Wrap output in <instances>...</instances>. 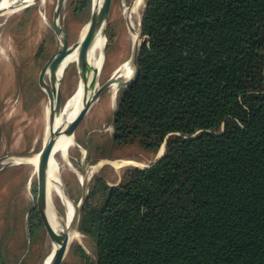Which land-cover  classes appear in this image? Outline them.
<instances>
[{"label":"trees","instance_id":"obj_1","mask_svg":"<svg viewBox=\"0 0 264 264\" xmlns=\"http://www.w3.org/2000/svg\"><path fill=\"white\" fill-rule=\"evenodd\" d=\"M144 36L113 144L166 151L117 185L95 177L90 264H264V0H149Z\"/></svg>","mask_w":264,"mask_h":264},{"label":"rangeland","instance_id":"obj_2","mask_svg":"<svg viewBox=\"0 0 264 264\" xmlns=\"http://www.w3.org/2000/svg\"><path fill=\"white\" fill-rule=\"evenodd\" d=\"M133 1L111 2L98 88L120 67L131 62L136 43L132 41L125 9L130 8ZM93 2L89 0L88 9L80 11V0H47L43 9L37 3L17 13L0 16V159L4 160L0 165V264H44L52 250L54 242L46 226L32 229L29 221V213L38 208L37 172L31 164L13 165L12 162L42 151L46 127L50 121H55L56 112L49 95V91L54 92L55 82L47 73L41 83V73L62 49L65 34L68 46L79 42L82 29L91 21ZM148 2L144 0L140 17L132 21L139 33ZM145 41L146 37L139 35L140 48ZM81 78L79 60L64 69L60 80V112L75 94ZM113 88L92 104L78 126L74 136L78 146L70 151L69 160L65 162L58 157L62 186L76 205L89 194L95 177H102L110 186L117 185L128 169H145L166 151L164 144L157 154L147 153L139 145L115 147L112 144L113 118L120 93L118 91L113 102ZM123 160L133 164L117 169L113 162ZM70 164L82 173L91 166L103 165L89 176L85 188ZM54 203L64 217L65 207L58 199H54ZM80 220L81 213L77 227ZM81 234V241L69 245L62 264H90L96 259L93 242Z\"/></svg>","mask_w":264,"mask_h":264},{"label":"bare ground","instance_id":"obj_3","mask_svg":"<svg viewBox=\"0 0 264 264\" xmlns=\"http://www.w3.org/2000/svg\"><path fill=\"white\" fill-rule=\"evenodd\" d=\"M33 1L34 0H0V11H3V13L0 15H7V14L9 15V14L22 11L23 9L31 5ZM102 3H103V0H94L92 9L96 14L100 13ZM38 4L43 9L46 7L47 0H41V2H39ZM143 5H144V0H136L133 6H131L128 9L124 8L125 14L127 16L126 18L131 24V27H130L131 31L130 30L129 31L130 33L132 32V41L136 44L139 43L140 33L139 31L136 30L137 28L135 29L133 27L132 21L134 18L140 17V11ZM42 19L44 20L43 13H42ZM90 25L91 23L89 22L82 29L80 39H79V44L85 38L90 28ZM60 37L61 36L59 35V38ZM105 41H106L105 35L102 33V31L99 32L91 48V51L89 53L90 64L95 68L102 67L101 64L103 62V54H104L103 51H104ZM79 56H80V47H78L74 51V53L69 55L65 59L63 64L49 71V74H51L52 76L51 78L55 82V88L52 94V99H54V95L56 93L55 90L59 83V80L62 78V73L64 69H67L68 66L71 65L72 63L77 62L79 60ZM120 73H121L120 80L127 81L134 76L135 67L131 66L130 63L129 64L127 63L121 67ZM91 79H92V74L88 75L86 79L84 78L80 79L79 85H78V88L75 94L72 96L68 104L65 106V109L63 112H60L59 111L60 107L56 103H54L55 112H56L54 113H55L56 118L54 122L50 121L46 127L45 135H44V145L50 139H52L54 133H57L58 130L64 131L68 127V125L76 118L78 113L81 111L85 100L90 95V93H88V90H89L88 87L90 85ZM112 87H114L112 101L115 102L117 99V94H118V84L116 83ZM51 110L52 108L49 107L48 111H51ZM56 140L57 141H56L53 153L51 155L49 169L47 172V195H48V208L47 209H48L49 221L51 225L57 232L65 231L66 233H68L69 245H70L73 242L81 241L83 236L78 229L79 226L77 227L78 217L76 215V212L78 210V205H76L72 201V199L69 197V195H67L68 193L65 191V189L62 186V181H61L62 166L59 163L58 157L64 160L65 162L68 161L69 156H70L69 155L70 151L76 148L78 145L73 135L68 136V135H65V133H61L57 137ZM40 158H41V152L31 157L25 158V159L13 160L12 164L18 165V164L23 163L24 161L29 162L34 167V170L36 172V171H39ZM113 164L117 167V169H121L124 166L133 164V163L123 160V161L113 162ZM102 165L100 164L97 166H91L87 168L83 173L78 171L77 169H74L72 164H70L69 167L72 168V171L78 177L80 184L84 186L85 188H87L88 186L87 181H88L89 176H91L93 173L98 172L99 169L102 167ZM37 177H38V174H37ZM54 199L60 200L62 205L65 207L66 214L64 217H62L59 214V212L56 210L57 206H55ZM57 248H58V245L54 243L52 250L48 254L44 264H49L51 262L54 251Z\"/></svg>","mask_w":264,"mask_h":264},{"label":"water","instance_id":"obj_4","mask_svg":"<svg viewBox=\"0 0 264 264\" xmlns=\"http://www.w3.org/2000/svg\"><path fill=\"white\" fill-rule=\"evenodd\" d=\"M135 1L136 0H134L132 2L131 6H133ZM39 2H41V0H34L31 5L37 4ZM111 2H112V0H103L100 13L96 14L93 11L92 18L90 21V23H91L90 28H89L85 38L83 39V41L80 44H79V42H77L72 46H68V39H67V35L65 34V39L63 41L62 49L54 58H52L47 63V65L44 67V69L41 73V77H40L41 83H44V76L47 73H49V71L51 69H54V68L60 66L61 64H63L65 59L69 55L74 53V51L78 47H80L79 64H80V68H81V72H82V78L86 79L88 75L92 74V79H91L90 85L88 87V89H89L88 93H90V95L85 100L81 111L78 113L76 118L68 125V127L64 131L58 130L57 133H54L52 139H50L43 146V149L41 151L39 171H36L38 174V183H39V196H38V208L37 209H38V212L41 216V219H42L44 225L46 226V228L48 230V233H49L51 239L53 240L54 243H56L58 245V248L54 251V254L52 256V260L49 264H62L64 259H65L66 253L68 251V247H69V235H68V233H66L65 231L57 232L53 228V226L51 225V223L49 221V215H48V209H47L48 208L47 172L49 169L51 155L53 153V150H54V147H55V144L57 141L56 139L61 133H65V135H68V136H70V135L75 136V132H76L78 126L80 125V123L82 122L84 117L89 112L92 104L94 102H96L105 92L112 89V86L114 84H116V83L118 84V91H120V90L130 86L131 84H133L139 77L140 70L138 67V61H139L141 44L137 43L134 47L132 59L130 62L131 66L135 67L134 76L127 81L120 80V76H121V73H120L121 67H120L111 76V78L106 81V83H104L103 85H101L98 88V86H99L98 81H99V75L101 73V68H95L90 64L89 53L91 51V48H92V46L95 42V39H96L97 35L99 34V32L102 31V33L105 35V28H106V24H107L109 12H110ZM145 10H144V14H145ZM2 13H3V11H0V14H2ZM144 14H143V18L141 19V22H140V36H144ZM0 16H2V15H0ZM129 27H131L130 23H129ZM60 80H59V83H58L56 90H55L56 93L54 95V99H52L53 91H49L51 102L56 103L59 107H61V103H62ZM114 118H115V113H114ZM114 122L115 121H113V124H114ZM112 144H113V141H112ZM164 147H166V143L164 144ZM164 154H165L164 151L161 152L159 154V157H157L156 160L150 166H148L146 168H149L152 165H154L155 163H157L161 158H163ZM3 161H4L3 159H0V165L3 164ZM24 163L30 164L29 162H25V161H24ZM87 196L88 195L84 196L80 205H78V210L76 212L77 217L81 213L82 207H83V205L87 199Z\"/></svg>","mask_w":264,"mask_h":264}]
</instances>
